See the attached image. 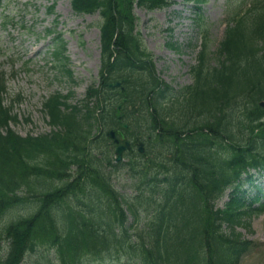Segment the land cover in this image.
Masks as SVG:
<instances>
[{"label":"trees","instance_id":"1","mask_svg":"<svg viewBox=\"0 0 264 264\" xmlns=\"http://www.w3.org/2000/svg\"><path fill=\"white\" fill-rule=\"evenodd\" d=\"M188 1L204 41L194 83L180 90L160 79L136 32V6L163 9L170 0H71L79 14L102 16L100 78L77 104L72 93L45 100L46 135L11 128L18 117L4 104L0 74V222L12 216L0 224V264H23L41 248L54 253L46 264H242L252 242L237 229L264 213V203L254 206L261 190L247 199L241 189L254 181L252 168L264 170V0H227L213 67L205 0ZM57 43L53 56L73 78ZM110 130L143 141L146 153L114 163ZM124 169L134 185L128 197L113 185Z\"/></svg>","mask_w":264,"mask_h":264},{"label":"rangeland","instance_id":"2","mask_svg":"<svg viewBox=\"0 0 264 264\" xmlns=\"http://www.w3.org/2000/svg\"><path fill=\"white\" fill-rule=\"evenodd\" d=\"M170 1L171 5L163 9L136 6V32L143 48L151 54L160 79L180 90L194 83L190 68L199 64L204 38L196 22V4L188 0ZM226 2L206 0L201 4V22L206 25L208 34L206 57L211 67L217 63L218 56L214 52L225 35ZM2 13H11L13 17L7 29L2 28L0 18V74L4 73L8 79L3 99L5 106L12 108L18 117L11 128L22 136L46 135L52 130L43 112L47 97L72 93L70 103L77 104L86 97L89 86L99 81L102 16L98 12L77 13L71 0H0V16ZM59 40L63 41L64 57L68 59L73 78L63 71L65 61H57L52 55ZM254 178L255 184L264 190V175ZM113 185L124 197L133 192L134 185L125 169L117 172ZM249 185L243 188L247 195L253 196L255 189ZM231 191L219 200L218 208L225 207ZM24 208L16 212L26 214ZM9 217L12 218L8 216L0 224ZM245 222L248 225L238 228V232L252 241L253 247L242 258V264H264V214H254ZM53 254L41 248L28 254L23 264H46L54 258Z\"/></svg>","mask_w":264,"mask_h":264},{"label":"water","instance_id":"3","mask_svg":"<svg viewBox=\"0 0 264 264\" xmlns=\"http://www.w3.org/2000/svg\"><path fill=\"white\" fill-rule=\"evenodd\" d=\"M121 84L120 83H117L116 84V86H120ZM263 105H264V102L262 103ZM109 136L110 137H112L113 139L115 138V132H110L109 133ZM115 140L117 141V142H119V140H117L116 138H115ZM127 146H129V143H127V145H126V147ZM126 147H124V146H119L118 148H117V155H118V157H117V161H121L122 160V158H123V153H124V150L126 149Z\"/></svg>","mask_w":264,"mask_h":264}]
</instances>
